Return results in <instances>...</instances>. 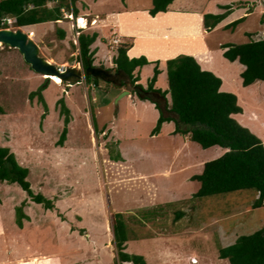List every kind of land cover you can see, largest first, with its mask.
I'll list each match as a JSON object with an SVG mask.
<instances>
[{
	"label": "rangeland",
	"instance_id": "374dc122",
	"mask_svg": "<svg viewBox=\"0 0 264 264\" xmlns=\"http://www.w3.org/2000/svg\"><path fill=\"white\" fill-rule=\"evenodd\" d=\"M73 3L75 17L86 21L85 29L66 18L20 30L39 46L42 58L64 69L81 67L75 30L99 34L90 47L92 66L111 73L117 45L131 41L130 56H143L150 63L133 73L139 79L135 85L143 89L153 76V62L158 61L154 88L166 91L165 61L189 49L186 46L197 37L214 63L224 51L222 45L264 39L263 0H174L166 13L155 18L148 15L151 0ZM224 6L231 14L207 31L203 16L222 14ZM240 18L244 19L234 29L225 27ZM59 29L65 32L63 40ZM225 72L230 77L234 73ZM239 75L232 81L226 76L223 89L238 90L237 83L244 88ZM45 78L24 62L18 50L1 44L0 147L8 148L28 170L26 181L32 192L52 200L54 207L44 210L17 184L0 183V264H114L110 221L117 213L127 227L125 252L142 256L147 264H229L218 258V250L264 227V202L253 209L257 195L252 190L193 197L199 183L188 181L190 175L200 174L202 165L223 155L224 149H201L191 142L179 148L181 141L167 136L172 128L168 126L151 137L159 117L151 107L155 104L140 99L119 80L116 84L100 80L96 86L84 79L68 86L59 78ZM43 84L45 108L37 97H29ZM117 86L133 97L119 99L124 91L120 93ZM239 90L240 122L248 123L252 130L246 128L264 143V83L256 82L247 94ZM165 97L169 104V95ZM61 98L70 119L62 147L57 145L64 126L57 103ZM103 127L106 134L99 131ZM117 152L122 161L115 163L110 156ZM22 202L29 217L20 229L15 209Z\"/></svg>",
	"mask_w": 264,
	"mask_h": 264
},
{
	"label": "trees",
	"instance_id": "16d2710c",
	"mask_svg": "<svg viewBox=\"0 0 264 264\" xmlns=\"http://www.w3.org/2000/svg\"><path fill=\"white\" fill-rule=\"evenodd\" d=\"M173 1L151 0L148 15L155 18L161 13H166ZM49 4L52 6L49 7ZM262 4L264 6V0ZM63 8L68 9L64 0H2L0 1V29L8 28L2 23L4 18L14 19L13 27L20 28L56 23L63 20L61 12ZM223 10L225 12L222 14L203 16V26L207 31L214 29L232 12L229 6H224ZM77 14V10L73 8V15L77 16ZM243 19L233 21L225 27L234 29ZM57 34L60 40L65 38L63 30H57ZM97 37V33L90 35L80 33L78 37V62L81 63L83 69L88 65L92 66L94 52L90 50V47ZM131 48V41L118 44L112 63L115 65L116 72L123 73L131 84H135L139 79L137 76L134 77L133 73L150 63L143 56L129 59L127 52ZM221 48L224 50L222 53L224 59L229 62L237 61L244 66V71L240 74L243 87L255 82L264 83V39L241 45H222ZM153 64H155L153 76L146 89L164 98L169 95L170 103H167V109L174 116L164 115L158 104L151 99L138 96L142 100H150L159 112L151 136L159 133L163 123L174 122V133L188 136L189 141L197 144L201 149L220 147L226 150L220 157L205 162L201 173L190 178L191 181L199 183V188L193 197L204 198L252 190L257 195L252 207L253 209L261 208L264 202V143L232 118V115L242 113L236 96L221 92V79L209 71L202 70L193 57L185 55L165 62L168 89L162 92L154 88L160 71L159 62L156 61ZM99 81L90 76L85 77V82L96 86ZM46 86L43 84L35 92L29 94L30 98L37 97L44 108L46 104L41 93ZM138 87L142 88L140 85ZM57 103L64 116V126L57 141V145L62 147L70 121L69 110L63 98ZM3 114L0 107V115ZM110 159L113 162L122 161L119 152L110 156ZM27 176L28 170L17 163L14 154L8 148L0 147V183L17 184L31 202L41 205L44 210H52L53 201L41 194H34L30 189V184L26 181ZM24 207L25 202H22L15 209V221L20 229L23 227V221H28L23 211ZM110 222L115 255L114 264H147L142 256L125 252L129 238L123 215L114 214ZM218 258L227 260L229 264H264V227L252 234L238 236L231 245L220 248Z\"/></svg>",
	"mask_w": 264,
	"mask_h": 264
},
{
	"label": "water",
	"instance_id": "95a60500",
	"mask_svg": "<svg viewBox=\"0 0 264 264\" xmlns=\"http://www.w3.org/2000/svg\"><path fill=\"white\" fill-rule=\"evenodd\" d=\"M0 42L2 46L18 50L24 62L28 64L35 73L45 77L56 76L62 83L70 84L75 81L80 82L86 76L99 79L106 83H114L112 77L119 75V72L112 75L102 68L91 65H88L85 69L80 67V69L66 68L62 70L42 58L39 55V46L21 30L12 31L10 29H0ZM126 80L128 87L134 90L139 97L151 99L154 103L159 104L162 112H164V110L168 111L166 97L164 98L157 93H146L141 88L134 87L129 79ZM126 94H129V92L124 91L121 95Z\"/></svg>",
	"mask_w": 264,
	"mask_h": 264
},
{
	"label": "crops",
	"instance_id": "0c3cea01",
	"mask_svg": "<svg viewBox=\"0 0 264 264\" xmlns=\"http://www.w3.org/2000/svg\"><path fill=\"white\" fill-rule=\"evenodd\" d=\"M161 14H163V13H161ZM160 15V14H159ZM158 16V15H157ZM156 16V17H157ZM46 24V23H45ZM45 24H40V25H35V26H42V25H45ZM49 24V23H48ZM31 27V26H30ZM97 35H99V34H97ZM174 37H176V36H174ZM98 39V38H97ZM96 39V40H97ZM115 40H118V38H116L115 37ZM118 41H120V40H118ZM96 42V41H95ZM94 42V43H95ZM119 43V42H118ZM93 46H94V44H92ZM134 46H133V42H132V48L127 52V55H128V57H129V59H132V58H139V55H136V56H133V57H131L130 56V52L132 51V50H134V48H133ZM187 48H189V49H184L183 51H180V52H176V54L173 56V57H170L169 59H173V58H175V57H177V56H180V55H185V56H191V57H193L196 61H197V63L199 64V66H200V68L202 69V70H205V71H209V72H211V73H213L215 76H217L218 78H220L221 79V87H220V91L221 92H233L235 95H236V98H237V104H240V100H239V93H240V90L239 89H241V92L242 91H244V93H242V95L243 94H247V92L248 91H251L250 89L254 86V84L256 83H253V84H251V85H249V86H247V87H244V88H240V86H239V84L237 83L236 85H237V87H238V90H234V89H223V85H224V80H225V78H226V76H229V74H227L226 76H225V71H227V70H231V69H233V75L230 77V81H232L233 80V78H235V76H238L239 74H241L243 71H244V66H242V65H240L237 61H234V62H229V61H227L226 59H224L223 58V56H222V53H223V51H222V53L220 54L221 56H220V58H219V60H218V62H213V56L209 53V51L206 49V47H203V45H201V41H199V37H197L196 38V40H195V42H192V44L191 43H189V45L188 46H186ZM168 59V60H169ZM167 61V60H166ZM165 61V62H166ZM201 61V62H200ZM229 62V63H228ZM112 63V62H111ZM222 64L224 65V68H222ZM236 67V68H235ZM222 70H224V72L222 71ZM140 71V70H139ZM236 72V73H235ZM240 76V75H239ZM241 82H242V80H241ZM262 83V82H261ZM242 85V84H241ZM243 87V86H242ZM117 88H118V90H119V92L121 93V92H123V91H128L129 92V94H126V95H121V96H119L118 98L119 99H122V98H124V97H130L132 94H131V92L129 91V90H127L126 88H119L118 86H117ZM131 97H133V96H131ZM152 108H155L153 105L151 106ZM242 109V108H241ZM242 113H243V109H242ZM240 114H236V115H232V118H234V119H237V121H238V123H240L241 124V126H243V127H247V128H249V129H251L252 130V128H251V126L248 124V123H246V122H240V119L239 118H241L240 116H239ZM237 116H239V117H237ZM69 125V124H68ZM164 126H168V127H172L169 131H168V134H167V136H169V137H172L173 139L175 138V139H178V140H180L181 141V146L179 147V148H185V143L184 142H186L187 144L190 142L189 141V138H188V136H182V135H179V134H174V131H175V125L173 124V123H171V122H165V123H163L162 125H161V128H160V131H159V133L158 134H160L161 133V130H162V128L164 127ZM102 129H104V133L106 134V128L105 127H103V128H101L99 131H101ZM103 133V132H102ZM111 134V133H110ZM152 137V136H151ZM192 143V142H191ZM118 148H122V146H121V144L119 143L118 144ZM226 150H224V152H225ZM122 158V157H121ZM115 163H117V162H115ZM202 168H203V165H202ZM192 176H194V175H190V178L192 177ZM188 181H191V180H188ZM196 182V181H195ZM27 203H29L28 201H27ZM27 207L28 206H26L25 208L27 209ZM29 217V216H28ZM26 222V221H25ZM26 225V224H25ZM23 228H24V226H23ZM128 242V241H127ZM231 245V244H230ZM21 262H23L22 261V259H19V263H21ZM6 264H8V263H6Z\"/></svg>",
	"mask_w": 264,
	"mask_h": 264
},
{
	"label": "built area",
	"instance_id": "2783aa9c",
	"mask_svg": "<svg viewBox=\"0 0 264 264\" xmlns=\"http://www.w3.org/2000/svg\"><path fill=\"white\" fill-rule=\"evenodd\" d=\"M64 1H66V4L68 6V9H66V8L61 9L63 19H66L67 18V19H70V20L73 21L74 20V17H73V8H74V6H73V0H64ZM2 23L3 24H6L9 29H11V28H18V27H13V25L15 23V20L12 19V18H4V19H2ZM8 28H6V29H8ZM32 35L33 34L30 33V36H32ZM75 35H76V37H75L76 38V43L78 44V37H79L80 33L77 30H75ZM114 43L115 44H118V40H115ZM61 69L64 70V68H61Z\"/></svg>",
	"mask_w": 264,
	"mask_h": 264
},
{
	"label": "flooded vegetation",
	"instance_id": "af4514ba",
	"mask_svg": "<svg viewBox=\"0 0 264 264\" xmlns=\"http://www.w3.org/2000/svg\"><path fill=\"white\" fill-rule=\"evenodd\" d=\"M103 69V68H102ZM104 70H106V71H108L109 73H111L108 69H104ZM116 73H118V72H114V73H111L112 75H114V74H116ZM126 79H128L123 73H121V72H119V75H117V76H115V77H112V81H114V83L113 84H116V82L119 80L120 81V84L122 85V86H128L127 84H126ZM134 87H138V85H135V84H132ZM139 88V87H138ZM144 92H146V93H150V91H148L147 89H143V88H141ZM151 93H154V92H151ZM138 96V95H137ZM159 105V104H158Z\"/></svg>",
	"mask_w": 264,
	"mask_h": 264
},
{
	"label": "bare ground",
	"instance_id": "6f19581e",
	"mask_svg": "<svg viewBox=\"0 0 264 264\" xmlns=\"http://www.w3.org/2000/svg\"><path fill=\"white\" fill-rule=\"evenodd\" d=\"M76 20H77L76 22L78 23L79 27L82 28V29H85L86 21L84 20V17H78ZM52 77L53 78H57L56 76H51V77H48V78H52Z\"/></svg>",
	"mask_w": 264,
	"mask_h": 264
},
{
	"label": "clouds",
	"instance_id": "9594fccd",
	"mask_svg": "<svg viewBox=\"0 0 264 264\" xmlns=\"http://www.w3.org/2000/svg\"><path fill=\"white\" fill-rule=\"evenodd\" d=\"M73 17H75V16L73 15ZM76 19H77V18L75 17V19H74V20H76ZM57 22H58V21H57ZM18 28H19L18 30H20V29H21L20 27H18ZM8 29H9V28H8ZM81 67H82V65H81ZM58 68H59V67H58ZM82 68H83V67H82ZM84 79H85V78H84ZM84 79H83V80H84ZM83 80H82V81H83ZM82 81H80V82H82ZM80 82H75V83H80ZM70 85H71V84H68V86H70Z\"/></svg>",
	"mask_w": 264,
	"mask_h": 264
}]
</instances>
